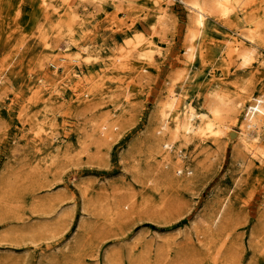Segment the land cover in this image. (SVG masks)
Here are the masks:
<instances>
[{"label":"rangeland","instance_id":"1","mask_svg":"<svg viewBox=\"0 0 264 264\" xmlns=\"http://www.w3.org/2000/svg\"><path fill=\"white\" fill-rule=\"evenodd\" d=\"M105 1V15L78 6L77 23L73 30L64 26L63 39L103 49L114 37L132 39L134 32H142L152 42L142 48L150 49L154 59L129 65L148 71L140 82L132 81L128 69L104 71L97 63L83 66L87 77L94 74V82L103 83L108 109L122 113L114 139L97 152L90 145L85 150L89 125L78 112L71 82L62 83L60 94L46 90L35 100L37 89L30 87H35L39 77H51L45 78L33 60L32 53L38 55L41 48L30 47L32 53L20 52L14 57V44L23 39L30 46L28 41L39 35L42 21L47 40L64 48V41L53 40L58 34L50 32L55 31L58 16H49L44 22L40 0H0V77H4L0 85V264H210L215 247L207 243L205 221L214 201L230 190L221 227L232 229V239L240 241L231 264H264V248L252 244L263 230L264 164L255 162L249 175L242 171L235 154L240 133L237 119L242 120L246 107L237 123L229 122L232 138H223L218 149L209 141L212 156L198 154L193 160V175L181 180L174 177L166 186L154 189L150 182L141 186L134 173L133 166L144 165L150 155L165 81L186 64L188 9L180 0H139L121 9L115 4L118 0ZM161 10L170 16L169 27L150 37L153 17ZM61 14H65L60 19L66 24L67 12ZM28 34L32 37H23ZM46 50L52 58L57 55L56 49ZM223 69L215 65L198 69L201 74L185 88L191 95L203 96L208 81L217 75L231 93H243L241 79L221 77ZM246 86L253 94L260 92L264 65ZM42 116L49 117L46 129L36 136L32 128L36 129L35 121ZM191 146L188 153L196 155ZM236 178H240L239 184L233 188ZM82 187H89L87 195L103 203L113 193L128 202V189L141 200L147 189L150 202L110 218L109 211L102 216L91 206L84 209Z\"/></svg>","mask_w":264,"mask_h":264},{"label":"bare ground","instance_id":"2","mask_svg":"<svg viewBox=\"0 0 264 264\" xmlns=\"http://www.w3.org/2000/svg\"><path fill=\"white\" fill-rule=\"evenodd\" d=\"M40 1L43 3L40 11L43 12L44 22L49 21V16L52 18L51 16L55 14L59 19L65 18V14L61 13L67 12L65 19H69L67 23L64 24L63 19L58 22L57 18L55 31H50L58 34L53 40L64 41L65 47L53 46L54 41L47 40L49 34L41 28L44 25L42 21L38 28L39 35L37 34L35 38L28 41L30 46L26 47L23 39L14 44V57L20 52L21 54L32 53L33 50H30V47L41 48L38 55L32 53L33 60L45 78L49 75L51 77L50 80H42L39 77L35 87H30L31 90L37 89L35 100L45 94L46 90L60 94L62 83L71 82V88L79 103L78 112L89 125L84 139L85 150L90 145L95 146L96 151L100 152L103 145L114 139V132L119 129L118 118L122 116V113H115L108 109V104L104 100L103 83L94 82L96 77L94 74L92 77H87L83 66L90 67L97 63L104 71L110 67L117 71L128 69V73L131 71L129 76L132 81L140 82V79L147 78L146 72L148 71L145 68L137 71L129 65L135 60L152 61L153 52L142 48L152 42L142 32H134L132 39L114 37L112 43L109 42L103 49L94 48L87 43L80 44L78 40L63 39L64 26L68 30H73V25L77 23L79 16L76 8L78 6L85 10L86 8L96 10L105 15L103 10L106 1ZM138 1L118 0L115 4L121 9V6L126 8ZM180 1L189 11L184 38L186 64L181 70L173 72L165 81L163 93L157 105L156 133L151 139L150 155L144 165L133 166L141 186L150 182L153 183L154 189L166 186L172 182L174 177L181 180L193 175L194 170L191 164L197 155L208 154L210 157L214 153L210 150L213 147L209 145V141L218 149L221 148L220 141L223 138L224 140L232 138L229 129L231 124L237 123L235 120L243 113V107L246 109L242 114V120L237 119L240 129L235 146V154L239 159L237 162L243 166L242 171L249 175L253 172L255 162L264 164V86L258 94H253L251 88H246L248 82L252 83L257 78L260 66L264 65V55H262L264 50V0ZM169 21L168 12L161 10L153 17L149 36L154 37L166 30L169 27ZM27 36L31 35H23L29 38ZM43 46L50 50L56 49L57 55L55 54L56 56L52 58ZM213 65L225 67L221 73V77L225 79L240 78L243 93L240 94L238 91L231 93L226 81L213 75L208 81L203 96L191 95L190 91L185 88L188 82L195 81L196 75L201 74V71H197L198 69ZM60 69L63 72H59ZM3 81L4 77H0V85ZM234 84L236 85L237 81ZM199 85L200 83H197V86ZM47 95L53 96L52 94ZM246 98H249L248 104L245 101ZM42 117L43 119L35 121L38 125L36 129L32 128L36 136L46 129L45 121L49 117ZM53 127H55L54 124H52ZM190 145L198 152L196 155H194L195 152L192 156L188 153ZM259 169L262 168L259 167ZM239 180L240 178H236L233 181V188L238 186ZM119 191L117 189L116 192ZM89 192V187H82L84 209L91 206L102 216H105V211H109L110 218L120 213L126 214L141 206L144 207L150 202L147 189L142 193L141 200L133 190L128 189L126 191L129 196L128 202H122L118 199V195L113 193L103 203L98 197L87 195ZM230 192L231 190L223 198L214 201L210 218L205 221L207 223V243L215 247L209 255L210 264H231L240 247V241L236 237L232 239L234 231L221 227L230 204ZM122 197L125 199V196ZM262 217L261 228L263 230L252 239V244L256 248H264V210Z\"/></svg>","mask_w":264,"mask_h":264}]
</instances>
